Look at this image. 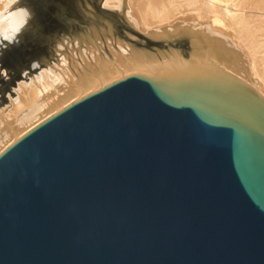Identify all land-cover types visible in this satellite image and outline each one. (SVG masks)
I'll use <instances>...</instances> for the list:
<instances>
[{
	"label": "water",
	"instance_id": "water-1",
	"mask_svg": "<svg viewBox=\"0 0 264 264\" xmlns=\"http://www.w3.org/2000/svg\"><path fill=\"white\" fill-rule=\"evenodd\" d=\"M0 264H264V100L220 69L138 72L0 154Z\"/></svg>",
	"mask_w": 264,
	"mask_h": 264
},
{
	"label": "bare ground",
	"instance_id": "bare-ground-1",
	"mask_svg": "<svg viewBox=\"0 0 264 264\" xmlns=\"http://www.w3.org/2000/svg\"><path fill=\"white\" fill-rule=\"evenodd\" d=\"M185 63L231 74L264 100V0H0V154L102 86Z\"/></svg>",
	"mask_w": 264,
	"mask_h": 264
},
{
	"label": "rangeland",
	"instance_id": "rangeland-1",
	"mask_svg": "<svg viewBox=\"0 0 264 264\" xmlns=\"http://www.w3.org/2000/svg\"><path fill=\"white\" fill-rule=\"evenodd\" d=\"M140 8H141V7H140ZM184 10H186V9H184ZM184 13H185V15H186L188 12L183 11V14H182V13H179V14L175 15V17H173V19L176 18L177 16H179L180 18H181L182 16H184L185 18L182 17V18H183L182 21L185 20V22L187 21V22H192V23H196V24L199 23L200 25H204V24H205V25H208V24H210V23L213 24V23H212V19H211V21H210V20H209V17L206 18V19L204 20L205 23H203L204 21H202L201 19H197L198 17H194V16H193V15H195V14H192V16H193L194 18H191V17H192L191 14L188 13V15H186V16H188V17L190 18V19H189V18L187 17V18L189 19V20H188V19L186 18V16L184 15ZM181 14H182V16H180ZM190 16H191V17H190ZM195 16H196V15H195ZM179 17H177L176 19H178ZM182 18H181V19H182ZM195 18H196V19H195ZM192 19H194V20L192 21ZM207 19H208V21H209L210 23L207 21ZM197 20H198V21H197ZM206 22H207V23H206ZM211 24H210V26H211L212 28H215V27L219 26V25H215V24L211 25ZM214 25H215V26H214ZM208 26H209V25H208ZM210 26H209V27H210ZM209 27H208V28H209ZM221 27H222V26H220V27H218V28H215L214 30H217V29H218V31H216V32H215L212 28H211V29L209 28V29H210L211 31L213 30V32H215V33H217V34L220 33L221 35H223V27H222V28H221ZM220 28H221V29H220ZM219 29H220V31H219ZM3 82H4V80L2 79V77H0V84L3 83Z\"/></svg>",
	"mask_w": 264,
	"mask_h": 264
}]
</instances>
